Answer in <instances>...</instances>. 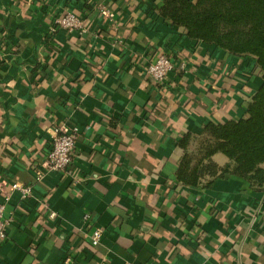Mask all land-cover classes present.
I'll return each mask as SVG.
<instances>
[{"label": "crops", "instance_id": "crops-1", "mask_svg": "<svg viewBox=\"0 0 264 264\" xmlns=\"http://www.w3.org/2000/svg\"><path fill=\"white\" fill-rule=\"evenodd\" d=\"M160 3L97 0L87 18L75 0H0V196H8L0 264H264V191L234 176L206 189L175 180L176 142L238 117L249 100L219 92L232 65L242 73L248 60L188 41L154 13ZM68 12L84 29L57 27L48 46L43 38ZM131 48L148 60L176 52L179 81L173 73L152 87L129 67ZM62 124L78 132L71 164L36 181Z\"/></svg>", "mask_w": 264, "mask_h": 264}, {"label": "trees", "instance_id": "trees-1", "mask_svg": "<svg viewBox=\"0 0 264 264\" xmlns=\"http://www.w3.org/2000/svg\"><path fill=\"white\" fill-rule=\"evenodd\" d=\"M75 1L81 3L79 11L84 13V17L94 15L92 3L97 0ZM153 11L164 24L176 28L188 41L212 47L231 58L246 59L248 67L253 61L260 79L259 86L254 88L253 76L244 77V72L237 70L239 65H232L234 70L228 74L231 80L219 92L250 93L249 100L244 105H238V117L221 123H202L198 134L187 132L176 142L182 152L175 172L176 182L185 187L206 189L218 179L234 176L245 181L252 191L263 192L264 0H161ZM55 33H48L43 38L48 46H51ZM131 51L134 52L133 49ZM161 54L157 51L148 60L134 52L129 67L133 70L138 66L147 67ZM166 54L171 56L176 67V52L168 51ZM142 57L148 62L144 63ZM35 68L38 77L39 67ZM175 73L174 78L179 81L182 74L174 69ZM141 77L155 87L148 77L142 74ZM216 154L225 157L223 165L213 161L212 157ZM45 215L48 219L49 213L45 212ZM87 243L88 250L96 255L98 245L92 246L90 238Z\"/></svg>", "mask_w": 264, "mask_h": 264}, {"label": "built area", "instance_id": "built-area-1", "mask_svg": "<svg viewBox=\"0 0 264 264\" xmlns=\"http://www.w3.org/2000/svg\"><path fill=\"white\" fill-rule=\"evenodd\" d=\"M59 27L68 31H79L84 29L80 16L68 12L60 16L51 26L49 32L54 33L56 28ZM185 65L181 63V69L184 71ZM175 66L171 56L162 53L155 61L150 63L147 67L140 69L142 75L148 77L159 88L168 81V78L174 73ZM78 132L76 127L62 124L54 129V137L50 144V148L45 154V162L41 169L36 171V181L39 180L44 174L48 173H65L72 159V153L76 144ZM10 190H17L21 193L23 198L30 194L28 187L19 186L17 184L10 185ZM7 193L0 196V245L6 240V223L3 221V214L7 202ZM89 216H85V221H88ZM48 220H55V215L49 214ZM103 230L94 228L91 230L89 238L92 246H97L100 243ZM64 264H69V259L64 261Z\"/></svg>", "mask_w": 264, "mask_h": 264}, {"label": "rangeland", "instance_id": "rangeland-1", "mask_svg": "<svg viewBox=\"0 0 264 264\" xmlns=\"http://www.w3.org/2000/svg\"><path fill=\"white\" fill-rule=\"evenodd\" d=\"M246 75L251 74L252 72H254V68L253 67H248V65H245V69L243 71ZM258 74V73H257ZM217 158H222L221 155H218Z\"/></svg>", "mask_w": 264, "mask_h": 264}]
</instances>
